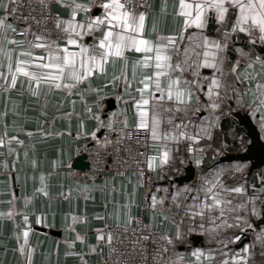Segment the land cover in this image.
Segmentation results:
<instances>
[{
	"label": "crops",
	"instance_id": "1",
	"mask_svg": "<svg viewBox=\"0 0 264 264\" xmlns=\"http://www.w3.org/2000/svg\"><path fill=\"white\" fill-rule=\"evenodd\" d=\"M11 1L0 0V19L14 28L7 13ZM179 2L150 0L142 32L131 33L153 42L160 36L176 38L168 49L173 68L160 78L163 99H157L154 59L147 66L143 60L154 52L126 49L123 57L110 56L102 71L92 68L87 76L78 55L79 81L69 77L71 66L62 75L42 67L50 63V53L58 54L62 64L65 48L80 53L85 46L87 55L100 56L99 42L109 26L90 33L86 26L91 17L103 16L101 0H53L63 30L57 40L14 38L12 29L0 26V264H98L107 230L128 226L140 214L174 241L170 264H264V226L255 227L264 214V170L249 175L248 163L220 161L240 153L237 142L247 139L235 113L248 115L255 125L264 119V42L258 30L251 36L232 33L226 48L208 49L217 54L216 67L204 66L202 37L223 44L237 10L229 8L223 28L209 12L203 29H185ZM75 4L88 11L76 10L73 17ZM69 22L84 23L85 34L75 36ZM233 36L240 42L234 43ZM70 37L76 45L67 43ZM18 61L34 76L18 72ZM49 74L61 79L54 81ZM145 76L153 82L141 92ZM168 76L179 77V88L191 89L190 98L185 91L184 103L168 98ZM213 79L219 86L210 91ZM144 99L148 104L138 103ZM108 102L114 104L110 110ZM134 127L146 128L150 136L153 184L146 207L133 174L92 178L72 167L91 145L107 144L108 131ZM190 165L193 179L175 183ZM171 166L181 173L167 180ZM245 239L249 241L242 243Z\"/></svg>",
	"mask_w": 264,
	"mask_h": 264
},
{
	"label": "snow or ice",
	"instance_id": "2",
	"mask_svg": "<svg viewBox=\"0 0 264 264\" xmlns=\"http://www.w3.org/2000/svg\"><path fill=\"white\" fill-rule=\"evenodd\" d=\"M7 9L8 5H4ZM101 7L104 9L103 16H94L91 17L87 22V32H91L93 29L100 27L103 24H107L109 26L108 30L104 31V35L99 42V48L102 50L99 57L95 55H87L89 52V47L82 46L80 53L69 52L67 48H65L64 55L62 57L63 63L61 64L59 61L61 57L56 53H50L49 60L50 63L42 65L45 68H55L62 75L65 68L71 66L72 71L69 73V77L76 81H79L83 78L76 68V57L80 56V67L83 69V75L87 76L91 74L92 68H99L101 71L103 70V64L108 60L110 56L123 57V53L126 49L134 48L137 52L144 51L146 53H155L154 57L152 55H146L143 57V60L148 65V62L154 59L155 61V69L154 72V84L157 91L161 93V96L157 99H163L164 88L161 87L160 78L163 76H167V70L173 68V65L170 63L171 57L168 55V49L170 45L175 44L174 36H160L157 37L156 41L153 42L148 39L140 38L137 35H131V33H140L144 27L145 13L140 12L138 18L134 16L132 13L125 9V5L121 3V0H101ZM236 9L235 20L231 24L230 30H225L224 32V43L222 44L220 41L209 40L207 36H203V47L206 49L203 53L205 60L204 66L207 67H216L215 59L216 52L208 51V49H217L222 50L227 47V40L229 39L230 34L241 32L246 33L249 36L252 35L254 30H258L259 32V40L264 42V0H193V2L189 3L186 0H180L179 2V15H181L184 20V28L187 29L189 26L194 25L197 29H203L207 23V18L209 12L215 13V18L218 24H223L227 21V14L229 12V8ZM83 9L84 11H88V7L85 5L75 4L73 6L72 16H76V10ZM15 11V9H12ZM0 26L7 27L15 31L12 28L11 24H7L5 20L0 19ZM85 24L84 23H68V30L73 33L75 36H83L85 34ZM113 29H121L122 31H114ZM190 40L192 37H188ZM39 40L40 37H37ZM70 45H76L77 40L73 38H69L67 41ZM36 47H44V45H36ZM187 51V50H185ZM238 51H242L238 49ZM31 55V53H27ZM208 57H212V60L207 59ZM51 61H56L55 63ZM22 63L20 61L17 62V71L24 72L26 75H33L25 72V70L19 67V64ZM175 68L179 69L180 65L177 63ZM61 75H52L49 74L50 79L54 81H59L61 79ZM168 98L171 99L173 96L176 99L184 103L185 102V91H187V95L190 98L192 95L191 89H182L179 88L180 80L177 77L173 80L170 76H168ZM13 81H15V75H13ZM143 89H140L141 92L144 89H148L150 86V82H153V77L145 76ZM188 82L185 81V84ZM192 83H196L193 81ZM177 85V88L174 89L173 85ZM212 85H216L218 82L213 79L212 84L209 85V90L211 91ZM60 83L56 84V87H60ZM73 85L65 84L64 87L71 88ZM148 104V100L144 99L139 101L138 103ZM215 107V105H213ZM143 116V113H141ZM156 119L153 118V136L156 135L155 131ZM143 126V124H141ZM167 153H165V156ZM233 191L240 192V188H235ZM216 203L219 204L220 201L216 200ZM253 212L255 213V208H253ZM240 217H237L239 220ZM251 225H249L250 227ZM27 235V233H25ZM235 239H239V237H235ZM246 250V249H245Z\"/></svg>",
	"mask_w": 264,
	"mask_h": 264
},
{
	"label": "built area",
	"instance_id": "3",
	"mask_svg": "<svg viewBox=\"0 0 264 264\" xmlns=\"http://www.w3.org/2000/svg\"><path fill=\"white\" fill-rule=\"evenodd\" d=\"M150 0H122L125 9L131 13H147ZM15 9V11H12ZM7 13L14 24V38L53 41L63 34L61 15L47 0H12ZM223 28L224 24H220ZM238 43L237 36L232 37ZM222 41V38H220ZM264 140V119L256 124ZM149 131L143 127L125 128L121 132H107L108 143L91 145L86 153L89 168L82 172L92 178H100L108 173L133 174L147 206L153 184V173L148 167ZM248 140L240 138L237 142L240 152L244 151ZM189 152L192 153L191 147ZM167 180H173L181 173L180 168L171 166ZM264 183V174L262 177ZM142 207V210L145 207ZM175 219V216L172 217ZM108 242L103 247L98 264H170V254L175 247L173 240L163 237L147 223L142 214L128 226L111 227L107 230ZM264 239V232L260 234Z\"/></svg>",
	"mask_w": 264,
	"mask_h": 264
},
{
	"label": "water",
	"instance_id": "4",
	"mask_svg": "<svg viewBox=\"0 0 264 264\" xmlns=\"http://www.w3.org/2000/svg\"><path fill=\"white\" fill-rule=\"evenodd\" d=\"M51 3L53 0H47ZM107 109L110 110L114 107L112 102L107 103ZM235 118L238 121L240 127L244 129L245 136L248 139V144L244 151L237 154H226L223 156L221 162H244L249 164V175H252L255 171L264 170V140L261 138L260 132L257 126L252 122L251 118L246 114L235 113ZM77 171H87L89 168V161L86 154L80 155L73 163L72 166ZM185 175L178 177L174 180L179 185L190 182L194 177V168L190 165L185 168ZM264 226V214L262 219L255 224V227ZM248 239L243 240L242 243L248 242Z\"/></svg>",
	"mask_w": 264,
	"mask_h": 264
}]
</instances>
